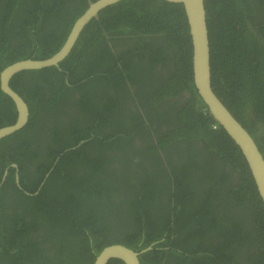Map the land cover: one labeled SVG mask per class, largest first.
<instances>
[{
  "label": "trees",
  "instance_id": "trees-1",
  "mask_svg": "<svg viewBox=\"0 0 264 264\" xmlns=\"http://www.w3.org/2000/svg\"><path fill=\"white\" fill-rule=\"evenodd\" d=\"M88 1L0 0V74L16 62L45 60L56 54L88 9ZM205 6L212 87L246 128L238 103L251 102L255 113H264V0H205ZM108 43L114 49L124 44V50L114 54ZM192 56L182 5L123 0L101 11L99 19L85 27L59 67L24 71L12 78L10 86L27 103L30 116L23 129L0 141V264H94L97 255L114 244L142 251L173 231L200 239L199 219L190 220L187 229L182 224L187 220L180 219L181 224L173 230L171 213L159 214L152 210V199L138 196L141 192L172 195L174 190L182 195L178 192L189 185L187 200L198 198L191 185L196 184L197 189L201 182H186L185 178L202 167V162L195 161L200 155L183 153L181 147L194 146L190 128L200 117L218 126L216 136L228 142L219 147V152L223 151L219 155L241 174L237 186L227 171L214 172L207 183L215 187L202 193L226 196L221 199L228 197L248 210L252 230L260 236L246 260L244 253L235 258L222 251L226 247L221 245L213 250L196 247V255L205 250L209 256L174 264H242L244 260L243 264H264V203L243 154L207 114L194 86ZM169 63L174 74L163 84L155 71L168 69ZM148 72H153L156 80L148 82V95L160 99L188 93V120L192 122L187 129H175L174 119L186 121L180 115L158 113L163 108L161 101L149 104L155 111L152 116H143L140 105L139 111L132 110L129 100L144 101L147 95L130 94L126 83L145 82ZM141 119L148 122V129L141 127ZM16 120V106L0 87V128ZM247 130L264 156V148L250 127ZM135 139L142 143L138 152ZM138 157L149 168L139 166ZM16 174L22 189L16 184ZM121 177L126 179L121 181ZM10 195L18 197L12 202ZM183 195H187L185 190ZM145 209L149 212L143 213ZM227 220L232 217L224 222ZM192 225L197 228L196 235ZM169 246L166 241L154 245L140 256L141 264H163ZM170 254L178 255L173 247ZM115 262L123 264L118 260L109 264Z\"/></svg>",
  "mask_w": 264,
  "mask_h": 264
},
{
  "label": "flooded vegetation",
  "instance_id": "flooded-vegetation-1",
  "mask_svg": "<svg viewBox=\"0 0 264 264\" xmlns=\"http://www.w3.org/2000/svg\"><path fill=\"white\" fill-rule=\"evenodd\" d=\"M120 38L124 39L123 37ZM127 45H129V43ZM108 46L111 47V50L112 52H114V54H120L121 51L124 50V44H121L120 48H115V49L113 48V45L111 43H108ZM155 74L158 76L157 77L158 80L162 81V83L165 84V80L174 74V68L172 66V63H169L168 69L161 67L157 68ZM145 78L147 80L145 82L141 81L138 85H132L129 81H127L126 83L127 88L130 91V94L134 95L135 92H141L142 94L147 95L146 97L143 96L144 101L137 100L132 102L131 100H129L130 107L132 108V110L139 111L138 107L140 105V111L143 114V116H145L146 114L152 116V114H154L155 111L152 109V107H150L149 104H156L159 101H161L160 104H162L163 108L160 109L158 113L161 114L166 113L169 116L180 115L183 119H186V121L182 122L181 120L176 118L173 120L172 123L175 125V129L180 126L181 127L184 126L187 129L188 123L192 122L188 120V117H191V111L190 112L187 111V107H188L187 105L190 102L189 95L187 96L188 93H182V95L178 98L167 96L159 99L153 93L148 95L150 92V89L148 88V82L151 83L152 81L153 82L156 81L154 80L155 79L154 73L148 72ZM165 104H168V106H166ZM144 105L146 107L143 108ZM238 108L240 110V116L239 115L237 116L241 118V121L243 120L242 122H244V125H246L247 129H249L250 127L252 134L258 139L261 147L264 148V113L262 115H259V112L255 113V111L253 110V104L251 102L250 103L246 102L242 104L238 103ZM208 113L209 112H207V114ZM200 119L201 120H198L193 127L196 129L190 128L192 135L191 140L192 141L194 140L193 142L194 146H192L190 149L188 148L189 144H186L181 147L183 153L189 154L192 152L194 153V155H200V157L197 158L195 161L202 162V167H199L196 170H194L192 177L185 178V180H188L186 182H190V181H196V182L199 181V183L201 182L200 188L198 187L197 189L195 188L196 184L191 185V189L194 190V193L197 192V194L199 195L198 198L194 200H192V198L190 200H187L190 189L189 185H185V187H183L178 192V193L181 192L182 195H176L177 192H175V190L173 191L172 195H142L143 192L138 193L139 194L138 196L141 198L146 197L153 200L155 207H152V210L158 211L159 214H163V213L164 215H168L169 213L172 214L173 218L171 219V225L173 226V230L175 229L176 224L177 225L181 224L180 221L182 219L187 220V223H182L184 229L189 228L190 220L199 219V222L202 224V229L200 228L201 232H199L200 239L193 240V237L190 236V234L187 235V232L176 233L175 231H173L172 233H170L171 234L170 236L167 235V237H164L160 241H156L154 244L148 247V248L151 247L152 249L154 245L164 243L165 241L170 243V246L166 248V250H168V256L163 259L162 261L163 264H174L175 261H187V260H191V258L193 257H195L193 260H197L196 257L204 258L206 255L209 256V254L205 252V250H203L196 255V251H195L196 247L203 249L208 248L213 250L220 247L221 245H224L226 247L222 251H228L229 254L231 256L233 255L235 258L237 254L241 257L242 256L241 252L242 254L244 253L245 254L244 259L246 260L252 254L251 253L252 247L257 244L259 233L256 230H252L253 225H252V220L250 218L251 214L248 210L240 208L238 205H236L234 201H232L228 197L225 200L221 199L226 196L220 197V196L212 195L206 197V195L202 193L203 189L212 190L215 187L214 184L207 183L208 180L212 179L211 176L214 172H220L223 170L227 171L228 174L233 179V181L236 182L237 186H239V182L241 180V174L240 172H237V170L233 168L230 164L224 162L222 157H220L219 155L223 152V151L219 152L220 151L219 147L222 144L225 145L228 142L225 139L220 140L216 136V133L219 131L218 126L211 120L203 121L202 117H200ZM141 120H142L141 127H143L144 129H148L149 126L148 122L144 121L143 119ZM243 127L245 128V126ZM163 131H167V129L164 128ZM151 133L153 137H156L154 128H152ZM189 133L190 132H188V134ZM92 135L94 136V134ZM206 141H208L209 143L206 144L205 143ZM141 145L142 143H140V140L135 139L134 149L136 152H138ZM157 148L159 149L160 147L157 146ZM124 149L126 150V148ZM110 152H112V150H110ZM145 153L148 156L147 154L148 151H146ZM172 155L175 154L172 153ZM160 156L162 157L161 159H163V162H165V160L167 161L166 159L167 157H165L164 151L161 150ZM137 159L139 166L141 167L145 166L149 168L148 163L140 162L139 157ZM222 174L223 173H220V175ZM120 179L121 181H123L126 178L121 177ZM15 180L19 189H22L18 174H16ZM130 180H133L135 184L137 182L132 178ZM157 186L160 188H165V185L163 184H157ZM183 190H185L187 195H183ZM17 197L18 196L16 195H10V201L14 202ZM140 203L143 204V201H140ZM19 205L21 208L22 204ZM20 211L21 209L19 210V212ZM148 212L149 209H145L143 211V213H148ZM229 216L232 217V220L231 221L227 220V222H224L226 219H228ZM239 223L242 225L241 228L242 230L238 227ZM191 228L194 230L193 234L196 235L197 228L194 225H192ZM226 235L227 237H225ZM180 238L183 239V241L180 242L176 241L179 240ZM189 244H192V246L190 247L189 250H186V247ZM175 246L184 247L185 250L181 251L180 249H176ZM172 247L178 253V255L170 254ZM148 248L144 250L146 251L148 250ZM167 261L170 262L167 263ZM112 264H118V263L115 262Z\"/></svg>",
  "mask_w": 264,
  "mask_h": 264
},
{
  "label": "water",
  "instance_id": "water-1",
  "mask_svg": "<svg viewBox=\"0 0 264 264\" xmlns=\"http://www.w3.org/2000/svg\"><path fill=\"white\" fill-rule=\"evenodd\" d=\"M121 1L123 0H97L96 2L89 0L88 9L74 23L64 45L56 54L45 60L28 59L19 61L3 69L0 74V87L2 92L14 102L17 110V120L13 125L0 128V141L23 129L28 124L30 116L27 103L10 86L12 78L24 71L59 67L60 63L73 50L85 27L92 20H98L101 11ZM163 1L183 6L192 40L193 80L196 91L210 115L226 131L243 154L258 194L264 203V156L249 132L215 94L212 87L211 48L205 0ZM6 177L7 171L3 177L2 184ZM149 250H151V247L146 251L137 252L124 245H110L97 255L94 264H109L112 260H119L123 264H141L139 257Z\"/></svg>",
  "mask_w": 264,
  "mask_h": 264
},
{
  "label": "clouds",
  "instance_id": "clouds-1",
  "mask_svg": "<svg viewBox=\"0 0 264 264\" xmlns=\"http://www.w3.org/2000/svg\"><path fill=\"white\" fill-rule=\"evenodd\" d=\"M13 166H15V167H13ZM13 166H12V168H16V167H17L16 165H13ZM5 173H6V172H5ZM4 175H5V174H4ZM7 175H8V170H7ZM47 177H48V176H47ZM47 177H46V178H47ZM44 182H45V181H44ZM44 182L42 183V186H41L40 188L43 187ZM38 191H40V189H39ZM37 193H38V192H37ZM37 193H36V194H37ZM107 247H108V246H107ZM105 248H106V247H105ZM137 252H141V251H137ZM139 258H140V257H139ZM139 260H140V259H139Z\"/></svg>",
  "mask_w": 264,
  "mask_h": 264
}]
</instances>
